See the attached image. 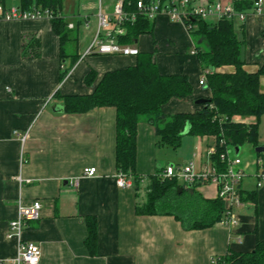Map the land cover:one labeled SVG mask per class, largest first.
<instances>
[{"label": "crops", "instance_id": "crops-1", "mask_svg": "<svg viewBox=\"0 0 264 264\" xmlns=\"http://www.w3.org/2000/svg\"><path fill=\"white\" fill-rule=\"evenodd\" d=\"M117 1L75 0L71 11L64 5L62 17L75 37L64 46V59L51 20L6 21L0 17V261L17 256L19 242L7 235L19 205L36 201L42 204L40 219L28 225L23 238L41 247L40 264H217L229 251L250 253L264 241V186L257 187L256 176L264 153L259 156L252 145L240 148L239 155L235 150L247 172L241 186L243 205L235 209L238 226L230 229L218 223L209 229L186 230L175 217L136 213L137 206L147 200L150 179L161 176L165 169L159 173L162 167L157 165L154 126L144 120L138 128L139 189L134 185L122 189L117 185L116 110L62 112L61 98L93 93L94 87L85 85L92 70L97 72L98 84L106 73L136 65L133 57L83 58L96 35L99 12L111 15ZM190 1L193 6L239 4L238 0ZM255 1L244 3L252 6ZM13 7H20L19 3L13 1L7 8ZM235 31L245 43L246 71L259 72L264 67V17L235 21ZM35 45L38 56L32 57ZM132 46L140 53L152 54L162 74L185 75L191 81L193 95L172 99L163 109L166 115L196 113L201 110L197 101L212 97L211 91L199 84L207 71L193 54L198 47H205V42L193 38L183 24L159 17L154 21V32L140 36ZM72 55L78 56L74 66ZM218 71L231 73L235 69ZM260 84L264 93V76ZM234 121L256 123L255 118L235 117ZM194 138L196 154L188 164L199 169L206 164L207 150L216 139ZM259 147L264 148L261 134ZM91 168L97 174L84 177V170ZM198 191L206 199H217L215 186ZM89 217L98 223L97 256L86 247Z\"/></svg>", "mask_w": 264, "mask_h": 264}, {"label": "trees", "instance_id": "trees-1", "mask_svg": "<svg viewBox=\"0 0 264 264\" xmlns=\"http://www.w3.org/2000/svg\"><path fill=\"white\" fill-rule=\"evenodd\" d=\"M17 1L24 11L39 8L50 11L55 34L63 48L73 41L69 32V22L62 17L65 0H0V5L8 9V4ZM125 11L137 12L141 0H123ZM149 2L152 0H143ZM166 1V0H162ZM252 6L239 3V11L251 10ZM191 26L190 35L202 38L205 48L198 47L197 57L208 72L206 88L212 97L196 113L166 115L164 107L172 99H187L193 95V86L188 76L164 75L153 60V55L140 53L136 65L104 75L97 82V72L92 70L85 78V85L94 87L90 95L67 96L61 98L62 112L85 114L97 108H114L116 122V166L118 174L132 178L139 189L142 178L137 175L138 128L147 121L156 130L157 146L174 150L182 146L183 132L190 126L188 136L214 137L218 153L227 149H240L246 145L259 147L260 123L264 116V93L261 92V77L264 67L257 73L246 71L243 59L245 43L235 31V21L226 18L210 23L198 17L187 21ZM127 33L119 39L123 45H133L140 36L154 32V22L139 16L134 23L126 24ZM38 45L33 48L32 57L38 56ZM72 65L78 56H70ZM64 67V66H63ZM224 67H233L234 72H220ZM65 69V67H64ZM62 74V80L69 73ZM235 117L255 118V124L237 123ZM221 142L224 145L221 146ZM263 156V154H259ZM214 162L225 170L219 156ZM163 168H160L161 173ZM179 188L182 192L179 193ZM242 200L244 197L242 195ZM138 216H172L179 220L186 230H204L215 227L225 218V206L220 199H206L197 189H187L176 180L153 177L147 189V200L137 206ZM88 237L86 247L92 256H97L98 223L96 218H87ZM217 264H264V241L258 242L255 249L246 254L229 251L217 260Z\"/></svg>", "mask_w": 264, "mask_h": 264}, {"label": "built area", "instance_id": "built-area-1", "mask_svg": "<svg viewBox=\"0 0 264 264\" xmlns=\"http://www.w3.org/2000/svg\"><path fill=\"white\" fill-rule=\"evenodd\" d=\"M244 3L245 0H238ZM139 16H143L150 21H156L159 17L165 16L171 21L181 23L187 31L193 28L187 26V21L192 17H198L201 20L219 21L228 19L245 23L250 16L264 17V2L256 0L251 10L239 11L234 4L222 5L220 2L207 6H193L190 0H152L145 2L139 1L137 4V12L128 13L124 8V1L118 0L115 3L113 13L111 15L99 12L97 16L98 29L96 35L85 52L83 58L91 55L101 56H124L136 58L140 51L132 45H123L119 39L126 35V24L134 23ZM0 17L6 21L21 20H52L54 15L50 11H42L39 8H33L30 11H24L20 7L5 9L0 5ZM85 25L88 27L90 21L87 19ZM73 28V25H70ZM197 54V52H193ZM206 75L201 79L200 86L207 85ZM224 142H221V146ZM219 147L213 145L209 147L206 154V164L198 169L194 163L185 166H167L162 178L176 180L182 182L187 189H199L203 186H215L217 188V198L220 199L225 206V218L220 225L233 228L238 226V218L235 209L243 205L242 200V183L247 177L243 161L235 155L234 149H227L223 153H218ZM219 156L220 163L226 167L222 170L214 158ZM260 170L257 173V187L264 186V163L262 160L258 162ZM97 174L95 168L85 169L84 177H94ZM117 185L122 189H130L133 186L132 178L124 175H117ZM77 186V184H76ZM42 204L39 201L31 205L20 204L18 208L17 218L10 223L7 237L9 239L16 238L19 242L17 256L11 261H0V264H40L42 257V249L35 243L25 241L23 236L31 222L40 219Z\"/></svg>", "mask_w": 264, "mask_h": 264}, {"label": "rangeland", "instance_id": "rangeland-1", "mask_svg": "<svg viewBox=\"0 0 264 264\" xmlns=\"http://www.w3.org/2000/svg\"><path fill=\"white\" fill-rule=\"evenodd\" d=\"M73 1V2H72ZM76 4L75 0H66V3L64 4L68 11L71 9L73 10L74 7L73 5ZM67 11V13H68ZM202 48H205L202 46ZM260 134H261V139L264 140V117L262 119V125L260 127ZM195 138L192 136H184L183 141H182V146L174 150L173 148L169 147H160L157 146V154L156 158L158 161V164L162 168H166L169 165H186L188 162L193 160L194 155L196 154L195 151ZM197 143H200L197 141ZM205 144L202 145V149L205 150ZM182 183V182H181Z\"/></svg>", "mask_w": 264, "mask_h": 264}, {"label": "water", "instance_id": "water-1", "mask_svg": "<svg viewBox=\"0 0 264 264\" xmlns=\"http://www.w3.org/2000/svg\"><path fill=\"white\" fill-rule=\"evenodd\" d=\"M206 102H207L206 99H200V100L197 101L196 104L197 105H204V104H206ZM189 133H190V126H187L182 135L183 136H188ZM236 151H237V155H239L240 149L238 148ZM256 152L258 154H263L264 153V148L263 147H258V148H256ZM181 192H182V188H179V193H181Z\"/></svg>", "mask_w": 264, "mask_h": 264}]
</instances>
